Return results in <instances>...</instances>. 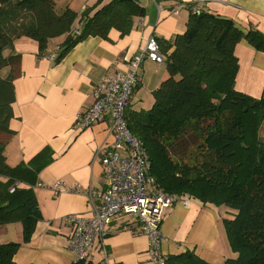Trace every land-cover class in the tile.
<instances>
[{"label": "trees", "instance_id": "obj_1", "mask_svg": "<svg viewBox=\"0 0 264 264\" xmlns=\"http://www.w3.org/2000/svg\"><path fill=\"white\" fill-rule=\"evenodd\" d=\"M56 3L0 0V225L21 223L25 242L43 219L33 187L50 159L43 151L30 165L12 167L7 162L4 149L14 135L9 122L14 117L13 82L21 76V55L5 52L17 40L29 38L44 54L52 40L63 37L58 63L90 36L108 39L112 29L122 37L130 34L134 19L146 13L137 0H111L79 18L70 6L59 8ZM242 40L264 51L260 31L245 33L233 21L208 12L190 14L187 29L167 45V50L174 47L165 61L169 76L153 91L152 108L127 111L126 119L147 152L157 190L223 208L225 232L237 254L224 264H264V91L254 98L236 88L235 49ZM20 246L0 243V264H16ZM165 261L209 264L189 251ZM74 264L104 263L88 259Z\"/></svg>", "mask_w": 264, "mask_h": 264}, {"label": "crops", "instance_id": "obj_2", "mask_svg": "<svg viewBox=\"0 0 264 264\" xmlns=\"http://www.w3.org/2000/svg\"><path fill=\"white\" fill-rule=\"evenodd\" d=\"M111 0H57L59 8L69 7L79 14L89 8L99 9ZM145 8V16L134 19L130 34L123 36L112 29L108 39L88 37L72 48L56 63L63 37L52 40L46 53L39 44L21 38L5 55H21V76L14 82V117L10 128L14 132L5 147L7 162L12 167L30 165L45 151L49 163L38 173L33 187L43 219L39 221L29 242L24 241L23 225H0V243H20L14 257L16 264H74L75 256L69 243L73 228L66 217L72 214L90 215L87 197L78 193L56 195L51 187L57 181L66 186L79 185L95 191L105 190L104 168L97 155L101 149H112L115 135L112 119L85 130H76L79 112L94 102L92 88L106 76L128 69L129 62L156 36L165 57L177 35L187 29L190 13L179 15L172 10L190 5L203 12L231 20L245 33L258 30L264 34V0H137ZM159 7L161 11L159 10ZM79 23V22H78ZM78 26V24H77ZM239 59L236 88L251 97L260 98L264 91V51L242 40L235 49ZM142 82L134 92L128 111L149 110L154 92L169 76L167 66L146 59L141 65ZM9 69L5 70L7 75ZM1 179V177H0ZM189 206L176 204L167 212L160 227L165 257L193 252L209 264H224L237 257L229 245L222 207L204 205L191 199ZM223 210V211H221ZM110 233L104 246L99 242L91 255L93 263L153 264L149 255L150 239L137 223L125 215L110 223Z\"/></svg>", "mask_w": 264, "mask_h": 264}, {"label": "built area", "instance_id": "obj_3", "mask_svg": "<svg viewBox=\"0 0 264 264\" xmlns=\"http://www.w3.org/2000/svg\"><path fill=\"white\" fill-rule=\"evenodd\" d=\"M184 9L192 15L203 13L202 9L190 5H180L171 13L177 16ZM74 30L75 35L81 34L80 25ZM51 59L56 61L54 56ZM146 59L165 64L166 57L154 35L147 40L142 51L132 58L126 71L106 76L93 86V104L79 112L74 120L76 130H85L108 117L112 119L115 143L112 149L106 152L101 149L97 153L104 168L105 190L95 191L79 185L68 187L63 181L50 186L56 195L68 192L83 194L90 204V215L72 214L65 219L67 225L73 228L69 247L75 256V263L91 259L97 243L104 246L105 236L110 233V223L117 216L125 215L149 237L150 261L153 264H166L161 248L164 242L160 232L162 221L171 207L179 203L189 206L192 201L188 196L167 195L157 190L149 170L151 164L147 152L128 126V105L142 82L141 65ZM14 191L15 188H11V192Z\"/></svg>", "mask_w": 264, "mask_h": 264}, {"label": "rangeland", "instance_id": "obj_4", "mask_svg": "<svg viewBox=\"0 0 264 264\" xmlns=\"http://www.w3.org/2000/svg\"><path fill=\"white\" fill-rule=\"evenodd\" d=\"M58 6H60L59 4H58ZM61 41H64V39H62ZM7 53V52H6ZM5 73V72H4ZM188 141V140H187ZM193 141L194 140H192V141H190L188 144H190V145H192V143H193ZM192 148V147H191ZM191 148L189 149V151H188V153H190V151H191ZM183 151H185V150H183ZM192 152H194L193 150H192ZM189 163H194V160H193V158H188V159H186ZM221 211H223V210H221Z\"/></svg>", "mask_w": 264, "mask_h": 264}]
</instances>
